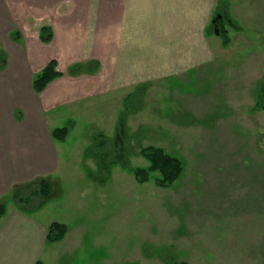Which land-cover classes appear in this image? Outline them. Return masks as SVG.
<instances>
[{"label":"rangeland","instance_id":"1","mask_svg":"<svg viewBox=\"0 0 264 264\" xmlns=\"http://www.w3.org/2000/svg\"><path fill=\"white\" fill-rule=\"evenodd\" d=\"M216 2L206 31L216 65L201 77L137 85L127 104L122 95L121 118L110 127L62 123L63 166L47 208L29 213L68 233L43 243L38 261L264 264V111L255 110L264 87V0ZM150 146L184 163L170 189L155 186L158 173L140 185L129 170L149 167L140 151Z\"/></svg>","mask_w":264,"mask_h":264},{"label":"crops","instance_id":"2","mask_svg":"<svg viewBox=\"0 0 264 264\" xmlns=\"http://www.w3.org/2000/svg\"><path fill=\"white\" fill-rule=\"evenodd\" d=\"M216 4L0 0V52L6 61L0 70V200L14 202L17 187L38 179L53 185L63 166L57 144L63 143L51 132L62 123L88 119L110 127L121 118L122 95L128 94L126 100L137 85L201 77L203 68L216 65L206 39ZM43 27L53 32L49 43L40 39ZM53 60L62 76L35 93V76ZM74 65L83 69L71 76ZM13 204L0 220V264H23L25 255L36 264L52 223L47 228Z\"/></svg>","mask_w":264,"mask_h":264},{"label":"trees","instance_id":"3","mask_svg":"<svg viewBox=\"0 0 264 264\" xmlns=\"http://www.w3.org/2000/svg\"><path fill=\"white\" fill-rule=\"evenodd\" d=\"M13 40L17 41L20 38V34L16 33L13 35ZM40 39L43 43H49L53 39V32L49 27H43L40 30ZM3 52H0V70H2L6 61L4 60ZM83 69L82 65H74L68 71L71 76L77 75ZM57 69V62L50 61L44 70L35 76L33 80V90L35 93L39 94L43 92L47 86L61 77ZM132 95L126 99V104L130 100ZM260 101H258L255 110L264 111V87L261 88L259 92ZM122 120H124L122 118ZM125 124L126 121H121ZM69 134L68 128H58L51 132L52 138L57 142H64ZM140 154L149 162V167L147 169L137 168L129 169L135 181L144 185L150 182L151 174L158 173V178L155 179V186L160 189H170L173 185L180 180L183 176L185 167L181 159L168 154L165 150L158 147H146L142 148ZM52 183L47 179H38L32 186H19L13 193V200L19 210L23 212H33L37 211L45 201H48L51 196ZM6 213V203L0 200V220L5 216ZM68 233V228L66 225L54 222L52 223L47 231L46 242L48 244H54L61 242L65 239ZM36 264H43L38 261ZM186 264V263H181Z\"/></svg>","mask_w":264,"mask_h":264}]
</instances>
